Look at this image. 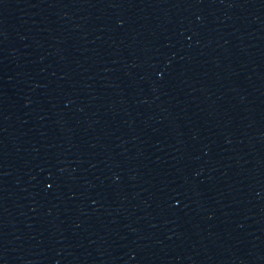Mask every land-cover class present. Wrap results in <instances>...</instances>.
<instances>
[{
    "label": "water",
    "instance_id": "1",
    "mask_svg": "<svg viewBox=\"0 0 264 264\" xmlns=\"http://www.w3.org/2000/svg\"><path fill=\"white\" fill-rule=\"evenodd\" d=\"M0 264H264V0H0Z\"/></svg>",
    "mask_w": 264,
    "mask_h": 264
}]
</instances>
